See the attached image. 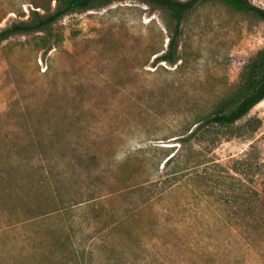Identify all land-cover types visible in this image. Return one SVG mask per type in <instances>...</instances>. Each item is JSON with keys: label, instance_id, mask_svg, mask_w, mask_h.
<instances>
[{"label": "rangeland", "instance_id": "374dc122", "mask_svg": "<svg viewBox=\"0 0 264 264\" xmlns=\"http://www.w3.org/2000/svg\"><path fill=\"white\" fill-rule=\"evenodd\" d=\"M54 6L0 0V29ZM174 25L111 0L0 42V264H264V97L204 121L245 94L264 20L197 4L169 64Z\"/></svg>", "mask_w": 264, "mask_h": 264}, {"label": "trees", "instance_id": "16d2710c", "mask_svg": "<svg viewBox=\"0 0 264 264\" xmlns=\"http://www.w3.org/2000/svg\"><path fill=\"white\" fill-rule=\"evenodd\" d=\"M111 0H55V6L52 11L40 14L36 10L30 12L31 18L24 21H16L0 29V42L15 33H28L32 31L48 32L51 24L56 22L62 16L73 12L90 9L94 6H102ZM153 6L166 8L175 21L172 33L168 38L166 49L157 59L173 64L178 59L177 44L180 34V22L184 15L195 7V5L210 0H141ZM236 9L251 12L260 19L264 20V8L252 5L249 0H220ZM242 88L246 90L245 94L227 111L218 110L204 118L206 124H231L246 114L251 107L264 97V50L259 56L251 61L244 73ZM201 124L195 126L189 132L192 136L200 129ZM172 155H166L164 163L168 162ZM233 201L237 202V198ZM256 205L252 204L255 210Z\"/></svg>", "mask_w": 264, "mask_h": 264}]
</instances>
